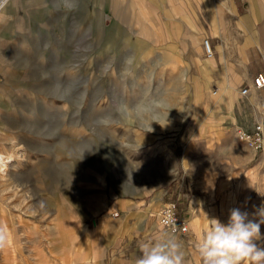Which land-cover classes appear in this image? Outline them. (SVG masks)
Here are the masks:
<instances>
[{"label":"rangeland","instance_id":"374dc122","mask_svg":"<svg viewBox=\"0 0 264 264\" xmlns=\"http://www.w3.org/2000/svg\"><path fill=\"white\" fill-rule=\"evenodd\" d=\"M27 2L33 9L26 16L0 7V142L13 152L0 172V226L8 234L0 264H134L140 242L169 232L159 223L160 208L148 218L157 227L123 237L137 226L112 207L121 199L135 207L181 194L184 208L203 193L222 222L232 208L249 213L250 204L226 199L223 185L235 171H252L254 184L264 187V150L236 137L254 103L208 141L217 119L208 106L218 88L203 96L195 80L196 64L206 58L197 27L210 0ZM129 55L133 75L125 78ZM146 94L166 98V126L153 122L146 132L132 120L97 123L116 103L132 105ZM188 226L172 235L185 264H201Z\"/></svg>","mask_w":264,"mask_h":264},{"label":"crops","instance_id":"0c3cea01","mask_svg":"<svg viewBox=\"0 0 264 264\" xmlns=\"http://www.w3.org/2000/svg\"><path fill=\"white\" fill-rule=\"evenodd\" d=\"M27 1L7 0L2 7L4 11L11 13L9 15L26 16V11L33 9L32 3ZM209 4L204 23L197 27V34L199 37L209 39L213 55L200 60L196 64L195 73V80L199 83V91L203 96V93H207L212 87H217L219 93L213 101L214 104L208 106L210 112L213 111L217 117L210 126L216 131L212 132L208 141L224 135V122L235 120L236 114L242 113L244 107L247 110V104L264 100V87L257 92V95L241 96L240 94L241 87L250 83L257 72L264 73V0H210ZM254 104L251 105L253 108L250 109V114L244 115L246 122L257 117ZM251 175H253L252 171L250 177L235 171L231 175L233 179L226 181L223 187L229 194L226 196L228 201H232L236 206L248 203L252 210L264 200V195H261L264 194V187L255 185ZM181 197L179 194L175 198L164 200L163 196L156 195L152 201H137L135 207L134 201L130 198L115 201L112 207L123 210L125 219L129 218L132 221L129 224L137 226L131 228L129 234L123 237H132L137 232V228L146 231L148 227L151 228V224L157 227L156 222L151 223L148 220L150 212L157 213L165 202L178 199L181 214L186 215L196 239L197 233L206 225L208 217H217L209 207L208 195L196 193L184 208L180 204L188 199L184 198L180 201ZM196 215L200 220L194 223L192 220L197 217ZM101 222L103 223L104 219L99 220V223Z\"/></svg>","mask_w":264,"mask_h":264},{"label":"clouds","instance_id":"9594fccd","mask_svg":"<svg viewBox=\"0 0 264 264\" xmlns=\"http://www.w3.org/2000/svg\"><path fill=\"white\" fill-rule=\"evenodd\" d=\"M4 3L5 0H0V7ZM134 62V56L124 58L121 69L123 77L133 75ZM109 70L105 66V73ZM170 109L172 108L168 107L162 94H146L132 105L123 101L116 103L114 113L99 117L97 123L108 126L116 118L125 122L132 120L146 127V132H151L153 122L161 127L168 124ZM162 115L167 123H161ZM40 206L43 207V203ZM252 215L254 218L250 219L249 213L232 208L227 222L208 217L206 225L197 233L195 240V250L201 264H264V247L257 243L264 241V234L261 232V225H264V205ZM7 245L8 234L3 226H0V249ZM138 249L140 254L134 264H185L186 253L182 245L167 232L140 242Z\"/></svg>","mask_w":264,"mask_h":264},{"label":"built area","instance_id":"2783aa9c","mask_svg":"<svg viewBox=\"0 0 264 264\" xmlns=\"http://www.w3.org/2000/svg\"><path fill=\"white\" fill-rule=\"evenodd\" d=\"M203 48L206 57L213 55V50L209 39L203 40ZM264 87V73L257 72L250 83L244 85L240 90L241 96H247L252 93L257 95V92ZM217 89V88H216ZM216 89L212 93L217 92ZM257 98V97H256ZM257 117L251 120L248 125L240 126L236 130V137L239 142L244 143L247 147L260 152L264 150V100L256 102ZM118 211L112 213L113 217H117ZM158 220L161 226L171 234H186L188 233V221L181 215L179 208V200H168L164 203L158 213Z\"/></svg>","mask_w":264,"mask_h":264},{"label":"bare ground","instance_id":"6f19581e","mask_svg":"<svg viewBox=\"0 0 264 264\" xmlns=\"http://www.w3.org/2000/svg\"><path fill=\"white\" fill-rule=\"evenodd\" d=\"M103 3V0H99ZM109 1V0H108ZM2 16V14L0 15ZM7 147L2 142H0V172H3L5 170V167L7 166L8 162H11L13 160V152H7ZM18 153V152H17ZM15 158V157H14ZM11 165V164H10ZM8 165V166H10ZM13 165V164H12ZM7 175V174H6ZM230 204V203H229ZM130 209V208H129ZM255 212L254 209L249 211L250 216H253L252 214ZM197 216V215H196ZM123 217V216H122ZM121 217V218H122ZM114 218V217H113ZM113 220V219H112ZM200 220V217H195L192 221L194 223L198 222ZM99 224V223H98ZM103 225V224H102ZM156 226V225H155ZM159 227V225H158ZM113 232V231H112Z\"/></svg>","mask_w":264,"mask_h":264}]
</instances>
